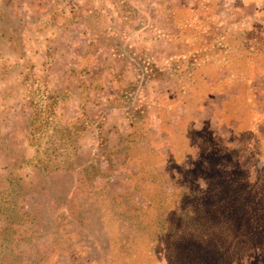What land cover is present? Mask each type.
<instances>
[{"label":"rangeland","instance_id":"374dc122","mask_svg":"<svg viewBox=\"0 0 264 264\" xmlns=\"http://www.w3.org/2000/svg\"><path fill=\"white\" fill-rule=\"evenodd\" d=\"M0 264H264V0H0Z\"/></svg>","mask_w":264,"mask_h":264},{"label":"trees","instance_id":"16d2710c","mask_svg":"<svg viewBox=\"0 0 264 264\" xmlns=\"http://www.w3.org/2000/svg\"><path fill=\"white\" fill-rule=\"evenodd\" d=\"M247 67H248V66H247ZM138 122H140V120H138L137 123H138ZM132 133H134V131L131 132V134H132ZM217 158H221L220 155H219Z\"/></svg>","mask_w":264,"mask_h":264}]
</instances>
